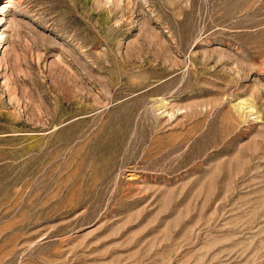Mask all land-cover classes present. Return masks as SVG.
I'll return each mask as SVG.
<instances>
[{
    "label": "rangeland",
    "instance_id": "rangeland-1",
    "mask_svg": "<svg viewBox=\"0 0 264 264\" xmlns=\"http://www.w3.org/2000/svg\"><path fill=\"white\" fill-rule=\"evenodd\" d=\"M0 264H264V0H0Z\"/></svg>",
    "mask_w": 264,
    "mask_h": 264
}]
</instances>
